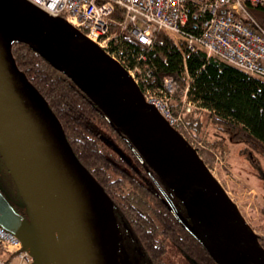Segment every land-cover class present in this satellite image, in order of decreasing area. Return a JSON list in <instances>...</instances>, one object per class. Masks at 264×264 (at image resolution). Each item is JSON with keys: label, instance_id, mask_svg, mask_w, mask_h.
<instances>
[{"label": "water", "instance_id": "obj_1", "mask_svg": "<svg viewBox=\"0 0 264 264\" xmlns=\"http://www.w3.org/2000/svg\"><path fill=\"white\" fill-rule=\"evenodd\" d=\"M21 41L67 75L185 205L193 236L218 264H264V249L205 162L110 55L61 18L0 0V153L28 219L0 191V224L34 264H121L111 202L79 161L45 98L19 70Z\"/></svg>", "mask_w": 264, "mask_h": 264}, {"label": "trees", "instance_id": "obj_2", "mask_svg": "<svg viewBox=\"0 0 264 264\" xmlns=\"http://www.w3.org/2000/svg\"><path fill=\"white\" fill-rule=\"evenodd\" d=\"M250 11L259 22L264 21V8L253 7ZM122 20V11L117 9L111 18V32H121L119 23ZM112 50L133 66L136 62L132 58L145 54L147 62L143 66L151 69L158 82L172 77L179 83V92L172 99L171 108L175 115L185 116L196 139L206 141L205 126L208 122L215 126V139L208 148L198 151L205 164L213 163L211 152H225L229 141L242 143L248 157L254 152L264 156L263 79L221 59L208 57L202 49L191 51L184 42L164 32L155 35L152 47L138 44L126 34L118 48L113 46ZM11 53L19 70L59 119L79 161L110 200L113 220L120 234V252L129 254L135 261L143 256L154 260L164 255L168 244L173 243L183 255L196 260V264H218L190 232L188 226L192 227L193 223L185 205L102 110L67 75L28 44L12 42ZM185 67L189 79L184 73ZM188 83L190 100L200 107L195 106L190 113L183 104ZM2 190L8 193L14 206L25 210L12 175L0 157L1 193ZM129 235L130 240L127 239ZM257 238L264 249V237ZM158 242H165V249L159 251Z\"/></svg>", "mask_w": 264, "mask_h": 264}, {"label": "built area", "instance_id": "obj_3", "mask_svg": "<svg viewBox=\"0 0 264 264\" xmlns=\"http://www.w3.org/2000/svg\"><path fill=\"white\" fill-rule=\"evenodd\" d=\"M55 18L63 19L95 43L124 68L141 90L145 102L164 118L194 149L207 148L191 132L183 114L175 115L172 99L179 83L172 77L158 82L140 54L131 65L112 50L126 34L138 44L152 47L155 35L164 32L184 42L191 51L202 49L245 73L264 80V21L251 13L264 8V0H24ZM122 11L121 32H111V18ZM186 76L189 79L187 67ZM190 85L183 93V104L190 113L196 104L190 100ZM214 153V152H213ZM215 154V153H214ZM216 158L219 156L216 155ZM210 170V169H209ZM34 256L22 239L0 224V264H34Z\"/></svg>", "mask_w": 264, "mask_h": 264}, {"label": "rangeland", "instance_id": "obj_4", "mask_svg": "<svg viewBox=\"0 0 264 264\" xmlns=\"http://www.w3.org/2000/svg\"><path fill=\"white\" fill-rule=\"evenodd\" d=\"M195 104L199 109V104ZM201 118L205 119L204 114H201ZM205 134L206 141L202 142L208 148L216 134L215 126L211 122L205 126ZM243 149L242 143L229 141L225 152H211L214 161L206 165L234 202L239 216L251 232L264 237V156L254 152L248 157ZM0 157L3 159L2 155ZM2 191L9 198L8 193ZM172 251L175 255L173 262L183 264L181 250L174 247Z\"/></svg>", "mask_w": 264, "mask_h": 264}, {"label": "flooded vegetation", "instance_id": "obj_5", "mask_svg": "<svg viewBox=\"0 0 264 264\" xmlns=\"http://www.w3.org/2000/svg\"><path fill=\"white\" fill-rule=\"evenodd\" d=\"M5 197L17 213L22 215L24 218L28 219V216L25 212L26 210H23L20 207L18 208L16 206H14V204L11 202V199L8 198L7 196H5ZM161 236L162 235H159V237H161ZM119 237H120V234H119ZM131 238H132L131 235L127 236V239L130 240ZM165 246H166L165 242H163V243L158 242L156 244V248L159 249V251L161 249H165ZM172 249H174V245H173V243H169L168 247L166 249L167 252L164 255H158L159 257H157L154 260L153 259L148 260L145 258V256H143L141 259H139V258L136 259V261L134 258L132 259V257L129 256V254L124 255V253H121L119 250V252H120L119 254L121 257L120 261H121V264H149V263L150 264H175V262H173V258L175 257V255L173 254ZM200 258H201L200 262L203 263L204 262V256L201 255ZM182 260H183V264H196V260L192 261L191 259H189L187 256H185L183 254H182Z\"/></svg>", "mask_w": 264, "mask_h": 264}]
</instances>
